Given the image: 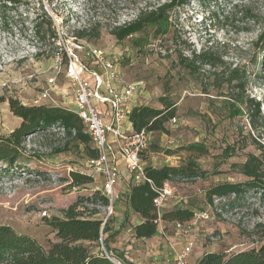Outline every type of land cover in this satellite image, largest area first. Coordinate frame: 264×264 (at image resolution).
Returning <instances> with one entry per match:
<instances>
[{
	"label": "rangeland",
	"instance_id": "374dc122",
	"mask_svg": "<svg viewBox=\"0 0 264 264\" xmlns=\"http://www.w3.org/2000/svg\"><path fill=\"white\" fill-rule=\"evenodd\" d=\"M167 0H9L0 18V136H8L21 119L9 107L13 97L25 105L73 107L74 89L66 75L70 58L89 70H99L91 50H103L114 63L117 85L136 83L130 106L161 107L159 98L177 102L176 121L166 132H153L142 153L147 166L181 165L194 160L206 176L172 180L175 187L164 211L183 207L209 210L212 219L196 228L199 248L227 254L258 248L264 241V198L248 191L234 208L231 198L214 199L207 191L224 182H244L242 166L250 157L260 162L264 176V0H188L170 15V34L149 39L144 51L131 38L118 41L111 30L133 19L145 2ZM46 12L55 36L36 37L35 21ZM205 51L209 64L180 62V54ZM50 90L51 98H43ZM260 101V119L253 128L243 100ZM13 166L0 162V225L36 239L48 248L56 235L46 218L62 216L79 196L100 188L101 178L86 188L70 184L71 170L89 172L85 146L57 127L27 136ZM92 148H95L91 140ZM96 149V148H95ZM97 216L106 219L104 208ZM47 211L50 217H42ZM116 211V209H115ZM110 228L121 229L114 242L130 243L129 217L107 218ZM159 235H174L172 222H164ZM106 237V235L104 236ZM139 246L137 241L134 242ZM102 247V246H101ZM95 249V248H94ZM115 252H122L114 248Z\"/></svg>",
	"mask_w": 264,
	"mask_h": 264
},
{
	"label": "trees",
	"instance_id": "16d2710c",
	"mask_svg": "<svg viewBox=\"0 0 264 264\" xmlns=\"http://www.w3.org/2000/svg\"><path fill=\"white\" fill-rule=\"evenodd\" d=\"M17 6L20 0H9ZM188 3V0H167L162 3L145 2L139 8L138 14L131 20L115 26L111 33L118 41L131 38L134 48L144 51L149 39H160L170 34L171 13L178 7ZM7 5H0V18L4 19ZM36 37H54V22L46 13H42L34 24ZM264 41V33L261 35ZM192 59L180 54V62L189 68L196 62L209 64L210 55L205 51L192 53ZM5 100V99H1ZM0 100V101H1ZM11 112L21 119L20 125L8 136H0V162L13 166L18 159V153L27 136L52 127L63 128L65 134L83 144L89 158H97L98 150L92 148L91 138L84 130L82 119L74 112L62 106L45 104L25 105L20 100L7 98ZM161 107L137 105L132 107L129 119L135 132H166L167 123L176 119L177 102L168 96L159 98ZM246 113L250 117L253 128L260 119V101L243 100ZM242 173L247 177L244 182H224L212 186L207 191V200L212 205L214 199L231 198L224 207L234 208L240 204L242 196L248 191L256 190L264 198V176L260 171V162L250 157L242 166ZM147 176L154 186L161 187L164 182L176 178L192 179L206 176L194 160L181 165H163L161 167L147 166ZM94 176L80 170H71L70 184L77 189L86 188L94 183ZM156 191L148 182L132 184L127 198L130 209L143 217V222L135 227L137 238H149L157 233V218L154 199ZM109 205V198L100 189L93 193L79 196L69 207L63 209L62 216L46 218L56 235V241L48 248L43 247L33 237L20 234L9 225H0V264H131L119 255L112 253L109 242L118 235V231L108 234L109 220L97 217L102 208ZM190 208L178 207L164 211L163 219L167 222L175 220L187 221L194 215ZM103 246L109 255L105 254ZM95 248V249H94ZM196 264H264V241L258 248L226 252L209 251L203 253Z\"/></svg>",
	"mask_w": 264,
	"mask_h": 264
},
{
	"label": "built area",
	"instance_id": "2783aa9c",
	"mask_svg": "<svg viewBox=\"0 0 264 264\" xmlns=\"http://www.w3.org/2000/svg\"><path fill=\"white\" fill-rule=\"evenodd\" d=\"M91 53L96 57L99 70H89L82 62L71 57L66 75L74 89L73 107L57 106L74 111L82 119L85 132L98 150L99 156L88 160L87 173L100 176L101 186L97 189L109 198V205L105 208V221L115 214L114 204L119 197L116 187L121 179V168H124L130 174L133 184L148 182L156 191L154 206L157 218L154 222L161 226L167 222L163 219L164 208L168 200L173 198L175 187L172 181L164 182L161 187L154 186L146 174L147 165L141 156L149 148L153 132H135L129 119L132 109L130 104L138 92V86L136 83L117 85L119 74L112 60L103 50L95 49ZM42 97L52 99L50 90L44 91ZM39 104L40 101L35 100L34 105ZM58 129L65 133L63 128ZM41 215L50 217L47 211H43ZM210 219L211 211L202 210L194 212L190 220L172 222L178 237L183 238L185 244L176 252L171 264H191L189 259L196 243V228ZM101 244L105 254L109 255L102 238ZM115 261L123 264L121 260Z\"/></svg>",
	"mask_w": 264,
	"mask_h": 264
},
{
	"label": "crops",
	"instance_id": "0c3cea01",
	"mask_svg": "<svg viewBox=\"0 0 264 264\" xmlns=\"http://www.w3.org/2000/svg\"><path fill=\"white\" fill-rule=\"evenodd\" d=\"M121 179L116 187V192L119 195L118 199L115 201V214L117 218L126 217L131 220L132 224V235L133 238L130 243L123 242H114L112 243V240L116 236H120L122 234L121 229H116L115 231H118V235H116L110 242L109 246L112 250V253H115L116 255L121 256L126 261L130 262L131 264H171L173 261V258L179 250H181L184 247L185 240L183 238L178 237V233L176 228H174V235H167L164 233V235H159V228L161 226H157V233L149 238H137L135 235V227L143 222V217L132 211L128 205V196L130 192V187L133 184L130 174L126 171V169L121 168ZM95 177V176H94ZM97 182V178H95V183ZM101 186V183H100ZM98 188V187H97ZM112 229L106 234L115 232ZM195 238V246L193 249V253L190 256V263L196 264L199 258L203 255L205 252L209 251H216L219 252V250H203L201 252H195V248H199V239L197 236V233L194 234ZM137 241L139 246H136L134 242ZM114 248H119L122 250V252H118L114 250Z\"/></svg>",
	"mask_w": 264,
	"mask_h": 264
}]
</instances>
